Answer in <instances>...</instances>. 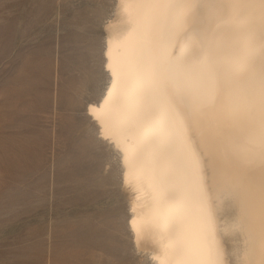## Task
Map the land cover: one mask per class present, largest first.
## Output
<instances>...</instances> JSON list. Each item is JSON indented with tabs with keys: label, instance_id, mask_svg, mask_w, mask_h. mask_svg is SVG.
I'll return each mask as SVG.
<instances>
[{
	"label": "bare ground",
	"instance_id": "obj_1",
	"mask_svg": "<svg viewBox=\"0 0 264 264\" xmlns=\"http://www.w3.org/2000/svg\"><path fill=\"white\" fill-rule=\"evenodd\" d=\"M87 112L153 264H264V0H116Z\"/></svg>",
	"mask_w": 264,
	"mask_h": 264
},
{
	"label": "rangeland",
	"instance_id": "obj_2",
	"mask_svg": "<svg viewBox=\"0 0 264 264\" xmlns=\"http://www.w3.org/2000/svg\"><path fill=\"white\" fill-rule=\"evenodd\" d=\"M115 4L0 0V264H153L87 112L109 83Z\"/></svg>",
	"mask_w": 264,
	"mask_h": 264
}]
</instances>
